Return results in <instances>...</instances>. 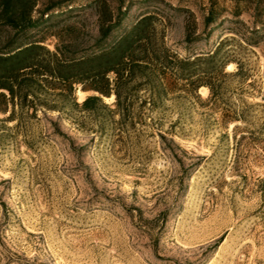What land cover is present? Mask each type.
Returning a JSON list of instances; mask_svg holds the SVG:
<instances>
[{
    "label": "rangeland",
    "instance_id": "rangeland-1",
    "mask_svg": "<svg viewBox=\"0 0 264 264\" xmlns=\"http://www.w3.org/2000/svg\"><path fill=\"white\" fill-rule=\"evenodd\" d=\"M124 5L128 23L154 14L180 57L217 48L214 92L170 73L151 90L138 70L123 114L113 94L90 110L68 95L59 111L1 113L0 264H264V0ZM76 13L88 38L94 15Z\"/></svg>",
    "mask_w": 264,
    "mask_h": 264
},
{
    "label": "trees",
    "instance_id": "trees-1",
    "mask_svg": "<svg viewBox=\"0 0 264 264\" xmlns=\"http://www.w3.org/2000/svg\"><path fill=\"white\" fill-rule=\"evenodd\" d=\"M76 1L44 0L38 8L39 0H0V114L9 111L7 119L31 118L39 109L59 111L68 95L74 106L90 110L93 102L113 94L114 109L123 114L127 83L138 70L140 84L151 90L170 73L194 90L204 85L214 92L212 60L217 48L180 57L164 45L154 14L144 13L128 23L124 0H89L78 7ZM170 8L181 10L179 5ZM75 11L94 15L88 38ZM189 12L186 42L200 37L194 35L196 21ZM218 14L211 1L203 29ZM225 63L219 64V71ZM78 85L94 93L77 101Z\"/></svg>",
    "mask_w": 264,
    "mask_h": 264
}]
</instances>
